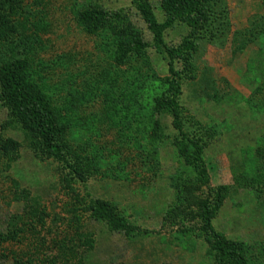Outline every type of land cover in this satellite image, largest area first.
<instances>
[{"label": "rangeland", "instance_id": "374dc122", "mask_svg": "<svg viewBox=\"0 0 264 264\" xmlns=\"http://www.w3.org/2000/svg\"><path fill=\"white\" fill-rule=\"evenodd\" d=\"M148 1L161 20L159 0ZM88 9L103 13L93 31L79 21ZM133 28L150 39L131 0H0V52L23 59L26 79L65 109L66 141L87 175L69 180L0 103V264H231L214 258L213 233L264 264V0L209 4L206 26L190 34L181 130L149 109L167 66L150 48L126 52ZM187 34L174 25L163 37ZM21 37L28 46H9ZM182 136L202 145L205 178L193 150H178ZM89 197L131 229L93 219ZM203 204L216 207L208 231Z\"/></svg>", "mask_w": 264, "mask_h": 264}, {"label": "trees", "instance_id": "16d2710c", "mask_svg": "<svg viewBox=\"0 0 264 264\" xmlns=\"http://www.w3.org/2000/svg\"><path fill=\"white\" fill-rule=\"evenodd\" d=\"M212 1L159 0V11L163 14V18L159 20L148 0H131L137 14L145 24L150 39H142L133 28L132 32L135 35L132 34L125 50L126 52L140 53L150 48L167 66V74L157 78L154 76L150 83V89H148L149 95H151L148 98L149 109L153 115L160 113L169 115L173 128L177 130H181L182 126L180 122L181 107L177 102L181 88L180 82L182 79L188 78L187 71L191 67L190 57L193 44L190 34H196L199 29L202 30L206 26L208 6ZM102 19V11L94 9L84 10L79 17V21L87 31L97 28ZM174 25H182L188 30V34L176 44L168 43L163 37L164 31ZM19 43L28 46L29 40L25 37L17 38L11 40L9 46L17 48ZM122 54L119 53L117 58H121ZM25 69L23 59L15 57L4 59L0 52V103L10 116L19 120L20 127L27 139L33 140L47 157L62 165L69 180L85 182L87 175L82 169L83 165L66 141L69 128L73 124L71 118L65 114V109L62 111L61 108L50 105V100L45 93L46 88L28 81L26 79L28 72ZM107 110L109 111L107 114L110 116L112 111ZM196 140L197 138L190 139L187 136H182L176 141V145L182 153L193 150L195 161L191 162L192 166L198 174L205 178L201 160L202 145ZM216 198L219 200V193H216ZM28 202V205L24 206L25 210L31 208L29 205L31 201ZM215 208L203 204L204 231H208L210 227L209 222ZM88 209L92 218L104 222L110 231L127 232L131 229L130 221L122 217L113 204L99 197H89ZM207 240L217 262L247 264L244 249L239 243L215 233Z\"/></svg>", "mask_w": 264, "mask_h": 264}]
</instances>
